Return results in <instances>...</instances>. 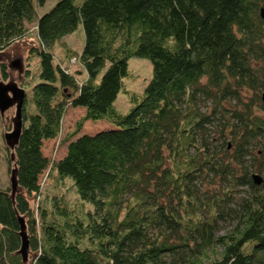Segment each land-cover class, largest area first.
<instances>
[{
	"label": "trees",
	"instance_id": "trees-1",
	"mask_svg": "<svg viewBox=\"0 0 264 264\" xmlns=\"http://www.w3.org/2000/svg\"><path fill=\"white\" fill-rule=\"evenodd\" d=\"M46 1L0 0V50L30 24L40 42L15 147L24 192L0 184V264H26L16 211L30 264H264V0H57L38 13ZM80 24L74 72L52 48ZM133 56L152 64L141 95L124 83ZM33 77L25 68L22 82ZM68 107L85 113L50 161L43 145ZM99 120L112 127L74 137ZM46 169L72 181L77 208L63 194L43 205Z\"/></svg>",
	"mask_w": 264,
	"mask_h": 264
},
{
	"label": "rangeland",
	"instance_id": "rangeland-1",
	"mask_svg": "<svg viewBox=\"0 0 264 264\" xmlns=\"http://www.w3.org/2000/svg\"><path fill=\"white\" fill-rule=\"evenodd\" d=\"M57 0H47L43 6L37 7L38 13H43L50 9V7ZM37 32L34 24L29 25L24 39L21 41H13L4 51L3 62L7 64V77H4L0 69L1 78L5 81L15 80L19 85L27 88L29 91L35 81L38 80V57L35 55L29 56V49L31 47H38L40 42L36 36ZM84 45V31L82 24H80L75 31L69 33L62 37L56 42L52 48L53 57L62 66L67 67L71 71L80 70L83 68L81 62L78 60H73L74 57L72 52H81ZM29 56V57H28ZM77 56V55H76ZM15 58H21L23 60V66L30 69V74L33 77L27 83L22 82L23 73L19 70L13 68L9 65L10 60ZM129 75L124 77V83L126 88L134 91L137 95H141L144 91L146 83L149 81L152 75V64L148 58L133 56L128 61ZM78 80H83L86 76V71H82L78 74ZM115 105L121 112H127L131 106L129 102L128 95L120 91L115 101ZM33 108V105H30ZM85 108L83 107H68L63 120L62 129L60 134L53 139H48L44 142L43 153L48 156L50 161L57 160L64 155L67 148L68 140H65L67 134L74 131L76 122L84 115ZM15 115V107L8 109L4 114H0V184L3 188L11 189L10 174L11 169L15 166V161L10 158V148L7 146L4 132L9 131L13 127V117ZM112 127V124L105 120L99 121H85L83 127L74 136L76 137L80 133H93L100 129H105ZM73 137V138H74ZM9 158V159H8ZM50 169V168H49ZM49 169H46L40 179L43 182V188L40 195V200L43 205L49 209H52V197L53 194H63L70 206H75L77 208L80 205V199L76 194L75 188L70 179L59 180L56 177L57 172L51 170L49 174ZM52 175V177H50ZM50 177V178H49ZM23 191V189H20ZM30 204L34 207V215L37 218V198L29 196ZM27 232L30 235V229L28 224V218H26ZM223 230V229H222ZM35 252L29 248V258L26 264H30Z\"/></svg>",
	"mask_w": 264,
	"mask_h": 264
},
{
	"label": "water",
	"instance_id": "water-1",
	"mask_svg": "<svg viewBox=\"0 0 264 264\" xmlns=\"http://www.w3.org/2000/svg\"><path fill=\"white\" fill-rule=\"evenodd\" d=\"M261 14L264 17V8H261ZM4 50V49H3ZM0 50V66L3 62L4 51ZM6 64V63H5ZM7 65V64H6ZM9 65L13 68L19 70L23 73L24 64L21 58H15L10 60ZM26 89L19 85L15 80H3L0 74V114H4L8 109L15 107V115L13 117V127L9 131L4 132V138L7 146L10 148V158L15 161V147L18 145L22 129L24 126V120L22 116V107L26 98ZM264 99V93H263ZM253 179L255 183H260L262 181V176L260 174L254 173ZM11 182V196L12 198L15 194L20 191V184L17 176V165L11 169L10 174ZM17 219L19 223L18 234L20 236V247L17 250L22 257V261L26 263L29 258V248H30V237L26 230L27 224L25 216L16 211Z\"/></svg>",
	"mask_w": 264,
	"mask_h": 264
},
{
	"label": "built area",
	"instance_id": "built-area-1",
	"mask_svg": "<svg viewBox=\"0 0 264 264\" xmlns=\"http://www.w3.org/2000/svg\"><path fill=\"white\" fill-rule=\"evenodd\" d=\"M23 39H24V38H23V37H21V38L15 39V41H19V40H21V41H22ZM72 59H73V60H76L77 58H76V57H73ZM67 69H68V68H67ZM69 70H70V69H69Z\"/></svg>",
	"mask_w": 264,
	"mask_h": 264
}]
</instances>
